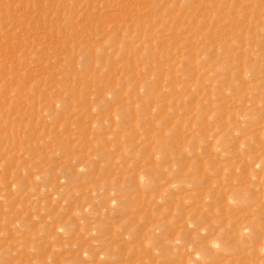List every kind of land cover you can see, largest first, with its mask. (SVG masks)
<instances>
[{"label": "rangeland", "instance_id": "1", "mask_svg": "<svg viewBox=\"0 0 264 264\" xmlns=\"http://www.w3.org/2000/svg\"><path fill=\"white\" fill-rule=\"evenodd\" d=\"M0 264H264V0H0Z\"/></svg>", "mask_w": 264, "mask_h": 264}]
</instances>
